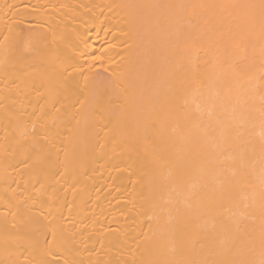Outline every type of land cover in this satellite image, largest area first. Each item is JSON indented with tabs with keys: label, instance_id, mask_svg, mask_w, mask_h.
I'll return each instance as SVG.
<instances>
[{
	"label": "bare ground",
	"instance_id": "obj_1",
	"mask_svg": "<svg viewBox=\"0 0 264 264\" xmlns=\"http://www.w3.org/2000/svg\"><path fill=\"white\" fill-rule=\"evenodd\" d=\"M0 264H264V0H0Z\"/></svg>",
	"mask_w": 264,
	"mask_h": 264
}]
</instances>
